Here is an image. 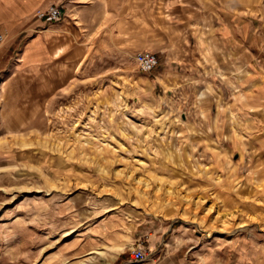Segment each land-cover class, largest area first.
Masks as SVG:
<instances>
[{
  "label": "rangeland",
  "instance_id": "1",
  "mask_svg": "<svg viewBox=\"0 0 264 264\" xmlns=\"http://www.w3.org/2000/svg\"><path fill=\"white\" fill-rule=\"evenodd\" d=\"M33 59L37 76L0 90V264H264V97L249 70L191 91L116 49L50 41Z\"/></svg>",
  "mask_w": 264,
  "mask_h": 264
},
{
  "label": "crops",
  "instance_id": "2",
  "mask_svg": "<svg viewBox=\"0 0 264 264\" xmlns=\"http://www.w3.org/2000/svg\"><path fill=\"white\" fill-rule=\"evenodd\" d=\"M52 4L62 9L60 20L35 19ZM26 32L17 58L15 45ZM0 33V90L18 72L37 76L41 63L33 53L54 41L59 51L153 52L164 66L158 81L170 88L186 83L191 91L218 89V82L226 86L224 74L233 84L232 75L249 70L245 80L256 84V97H264V0H0Z\"/></svg>",
  "mask_w": 264,
  "mask_h": 264
},
{
  "label": "built area",
  "instance_id": "3",
  "mask_svg": "<svg viewBox=\"0 0 264 264\" xmlns=\"http://www.w3.org/2000/svg\"><path fill=\"white\" fill-rule=\"evenodd\" d=\"M62 17V9L55 4H52L45 9H41L36 13V18L44 22H55ZM4 39V34L0 33V43L3 42ZM134 59L138 68L146 74L153 72L160 64V58L158 55L150 51L138 52L134 55ZM131 258L137 262L145 261L147 255L144 248H134L131 252Z\"/></svg>",
  "mask_w": 264,
  "mask_h": 264
},
{
  "label": "bare ground",
  "instance_id": "4",
  "mask_svg": "<svg viewBox=\"0 0 264 264\" xmlns=\"http://www.w3.org/2000/svg\"><path fill=\"white\" fill-rule=\"evenodd\" d=\"M241 227H243V226H241ZM241 227H240V228H241Z\"/></svg>",
  "mask_w": 264,
  "mask_h": 264
}]
</instances>
